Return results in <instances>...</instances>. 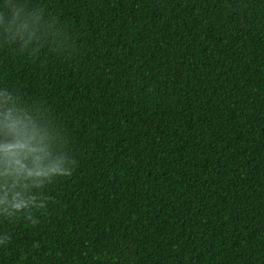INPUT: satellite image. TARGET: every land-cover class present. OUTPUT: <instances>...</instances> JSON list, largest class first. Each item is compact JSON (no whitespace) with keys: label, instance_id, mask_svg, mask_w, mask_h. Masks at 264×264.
Returning a JSON list of instances; mask_svg holds the SVG:
<instances>
[{"label":"trees","instance_id":"obj_1","mask_svg":"<svg viewBox=\"0 0 264 264\" xmlns=\"http://www.w3.org/2000/svg\"><path fill=\"white\" fill-rule=\"evenodd\" d=\"M22 2L0 145L30 115L69 171L0 205V264H264V0Z\"/></svg>","mask_w":264,"mask_h":264},{"label":"clouds","instance_id":"obj_2","mask_svg":"<svg viewBox=\"0 0 264 264\" xmlns=\"http://www.w3.org/2000/svg\"><path fill=\"white\" fill-rule=\"evenodd\" d=\"M40 25L39 12L29 9L22 0H0V32L11 41L27 45L37 39ZM4 117L14 138L0 145V178L7 189L0 195V205L16 209V215L22 208L28 210L29 205L40 206L38 199L29 195L30 188L53 175L68 174L69 169L62 159L52 155L49 133L37 127L34 118L14 116L12 109Z\"/></svg>","mask_w":264,"mask_h":264}]
</instances>
